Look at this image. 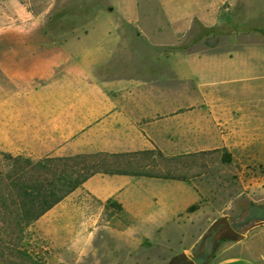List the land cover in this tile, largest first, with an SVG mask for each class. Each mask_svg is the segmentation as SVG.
Instances as JSON below:
<instances>
[{
    "label": "crops",
    "instance_id": "obj_1",
    "mask_svg": "<svg viewBox=\"0 0 264 264\" xmlns=\"http://www.w3.org/2000/svg\"><path fill=\"white\" fill-rule=\"evenodd\" d=\"M49 1L41 16L0 37V71L16 85L8 96L0 91V152L32 160L118 156L129 169L156 174L176 168L178 158L224 149L249 160L253 145L264 143L250 84L264 53L255 44L219 54L181 49L195 21L209 29L229 21L231 11L221 12L227 1L257 11L264 25V0H113L69 39L52 37ZM246 187L262 192L264 181ZM109 202L121 211L105 220ZM56 210L65 225L104 224L124 247L196 227L200 239L216 221L193 182L132 174L96 173ZM207 264H264V226Z\"/></svg>",
    "mask_w": 264,
    "mask_h": 264
},
{
    "label": "rangeland",
    "instance_id": "obj_2",
    "mask_svg": "<svg viewBox=\"0 0 264 264\" xmlns=\"http://www.w3.org/2000/svg\"><path fill=\"white\" fill-rule=\"evenodd\" d=\"M16 1L0 0V37L8 36L15 24L26 23L29 17L41 16L50 2ZM52 2L53 12L46 19V25L55 39H69L82 34L98 9L114 7L113 0ZM226 9L231 11L229 21L209 32L203 31L199 23L194 24L195 33L187 38L189 48L185 51L219 54L242 50L255 44L258 51L264 53V25L258 21L257 11L245 12L243 7L233 9L229 1L221 12ZM197 36L201 37L195 39ZM256 66L257 71H253L250 84L257 89L255 98L259 111H263L259 120L264 122V59L259 58ZM39 84L35 82L34 86ZM15 87V83L0 71V91L8 96ZM252 152L253 156L249 160L234 158L230 164L223 162V150L206 155H190L188 159L177 161L178 172L189 174L191 182L213 203L214 215L211 220L214 217L216 221L200 239L197 238L199 233L196 227L193 232L179 231L171 234L168 239L131 247L122 246V242L114 238L104 224L93 227L60 223L57 205L52 212L50 210L45 214L41 222L33 223L21 235L11 215V202H5V197H10V191L14 193L10 189L14 172H24L31 176L33 167L48 159H56L54 164H67L69 167L80 159L60 162L58 158L69 157H48L42 160L24 157L15 161L12 156L0 152V264H171L183 253L195 262L200 257L209 261L239 241L237 238L222 237L221 229L226 224L245 237L264 226V191L246 187L252 178L264 181V143L253 145ZM237 155L240 157L242 154ZM88 162L89 159H86L85 164ZM242 163H246V166H242ZM166 164V161L161 160L162 166ZM69 167L68 171L71 170ZM117 212V208L106 207L105 220ZM203 228L199 227L201 231ZM92 230L97 231L93 236L90 233Z\"/></svg>",
    "mask_w": 264,
    "mask_h": 264
},
{
    "label": "trees",
    "instance_id": "obj_3",
    "mask_svg": "<svg viewBox=\"0 0 264 264\" xmlns=\"http://www.w3.org/2000/svg\"><path fill=\"white\" fill-rule=\"evenodd\" d=\"M199 23L202 30L209 32L213 29L204 27L199 21H195V24ZM195 33L194 26L189 32V36ZM201 36H197L198 39ZM189 45L184 44L181 49H188ZM189 51V50H188ZM189 53H197V51H189ZM218 152V151H214ZM203 155H206L205 153ZM10 156V155H9ZM196 156V155H195ZM15 161L20 160L24 157H12ZM121 157H114V160L110 159L108 155H78L69 158H58L57 161L71 162L72 160L77 161L72 165H61L54 164L55 160H49L44 163H38L39 165L34 166L31 176H27L24 172H14L11 180L10 197H5V202H11L10 207L11 215L15 221V225L18 228V232L22 235L25 230L29 228L33 223L40 220L45 214L52 210L57 204L63 201L73 191L79 188L89 177L96 173H107V174H132L135 176H146V177H157L163 179H175L183 181H191V177L186 173H179L177 168V161L184 158H178L172 161V165L175 164L174 169L160 171L161 173L152 174L144 171H135L125 167L121 160ZM29 159V158H28ZM26 159L27 163L30 161ZM86 159L89 162L86 163ZM188 159V158H187ZM222 160L224 163H232L233 157L226 150H223ZM85 161V162H84ZM92 161H94L92 164ZM84 163V164H83ZM71 170L68 171L67 168ZM76 176V177H75ZM117 208L121 211L115 203L109 202L106 206ZM28 258L31 259V257ZM198 264H202L206 261L203 257L196 260Z\"/></svg>",
    "mask_w": 264,
    "mask_h": 264
},
{
    "label": "water",
    "instance_id": "obj_4",
    "mask_svg": "<svg viewBox=\"0 0 264 264\" xmlns=\"http://www.w3.org/2000/svg\"><path fill=\"white\" fill-rule=\"evenodd\" d=\"M222 237H228L231 239H243L245 236L237 232L231 227V225L226 224V231L223 233ZM171 264H197L194 260L190 259L189 256L183 253L181 256L177 257L172 261Z\"/></svg>",
    "mask_w": 264,
    "mask_h": 264
},
{
    "label": "flooded vegetation",
    "instance_id": "obj_5",
    "mask_svg": "<svg viewBox=\"0 0 264 264\" xmlns=\"http://www.w3.org/2000/svg\"><path fill=\"white\" fill-rule=\"evenodd\" d=\"M221 230H222V233H224L226 231V225Z\"/></svg>",
    "mask_w": 264,
    "mask_h": 264
}]
</instances>
